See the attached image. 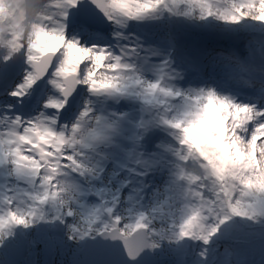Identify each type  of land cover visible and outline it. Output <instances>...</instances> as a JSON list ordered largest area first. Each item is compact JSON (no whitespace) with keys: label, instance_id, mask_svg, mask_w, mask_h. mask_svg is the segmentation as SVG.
<instances>
[{"label":"snow or ice","instance_id":"obj_1","mask_svg":"<svg viewBox=\"0 0 264 264\" xmlns=\"http://www.w3.org/2000/svg\"><path fill=\"white\" fill-rule=\"evenodd\" d=\"M0 264H264V0H0Z\"/></svg>","mask_w":264,"mask_h":264}]
</instances>
